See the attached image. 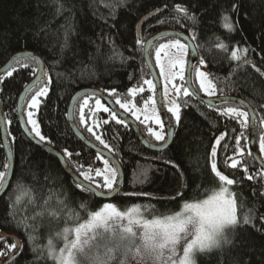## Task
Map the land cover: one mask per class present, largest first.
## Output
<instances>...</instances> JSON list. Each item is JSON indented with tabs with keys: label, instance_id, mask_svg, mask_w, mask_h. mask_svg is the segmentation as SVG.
Wrapping results in <instances>:
<instances>
[{
	"label": "trees",
	"instance_id": "16d2710c",
	"mask_svg": "<svg viewBox=\"0 0 264 264\" xmlns=\"http://www.w3.org/2000/svg\"><path fill=\"white\" fill-rule=\"evenodd\" d=\"M177 7H186L195 22L184 18L175 10ZM225 16L233 31L223 26ZM166 30L189 37L196 34L192 40L216 95L241 98L255 109L258 144L264 132V0H0V70L22 52L35 53L43 60L47 76L28 96L25 112L35 91L47 84L49 91L37 112L41 133L47 138L45 143L63 154L82 179L81 173L94 175L102 168L105 158L73 133L68 123L73 96L83 89H97L108 95L114 92L109 95L113 101L133 98L131 88H145L143 80H152L143 45ZM167 39L154 44L153 62L156 46ZM136 40L142 44L134 46ZM244 49L247 52L242 59L232 58L235 51ZM21 64L29 69L19 70ZM14 67L18 71L11 77L4 74L0 81V102L15 159L11 185L0 199V264H57L48 254V243L62 230L87 219L105 202L77 188L59 160L26 137L17 107L24 89L36 77L38 65L32 59H23ZM176 94L173 96L180 105L181 120L175 126L172 118L175 138L162 153L148 151L128 124H117L109 113L96 109L99 98L84 96L78 101L75 120L79 129L105 148L87 130L92 127L113 149L125 174L121 193L110 202L121 208L141 206L145 216L153 219L170 216L185 203L206 198L221 186L211 171V150L223 135L217 168L234 180L238 224L227 230L218 248L199 255L198 263L264 264V171L249 154V126L241 127L235 118L220 115L228 105L243 108L234 104L211 107L193 96H184L183 89ZM152 95L146 89L134 97L135 103L142 106ZM85 99L88 104L83 107L85 122L81 123L79 113ZM139 125L154 142L145 124ZM241 133L243 155L236 147ZM65 149L72 153L70 157L64 154ZM235 156L240 163L233 169L230 161ZM7 165L0 120V171L7 173ZM249 175L252 180L247 179ZM92 180L103 184L101 177ZM245 217L248 224L243 223ZM10 236L19 239V245Z\"/></svg>",
	"mask_w": 264,
	"mask_h": 264
},
{
	"label": "snow or ice",
	"instance_id": "6c2138e0",
	"mask_svg": "<svg viewBox=\"0 0 264 264\" xmlns=\"http://www.w3.org/2000/svg\"><path fill=\"white\" fill-rule=\"evenodd\" d=\"M177 12L183 14V17L195 22V17L189 14V10L186 7H177L175 9ZM224 27L229 31H233V25L229 22V17H224ZM164 21H160L163 23ZM196 34L193 33L190 39H195ZM186 41L189 38H185ZM142 41L136 40L135 45H141ZM153 44L149 42L147 45H143L145 49V56H152V48ZM190 47L189 42L181 43L180 39H174L170 43L160 44L156 47L155 50V62L156 65L160 68V76L164 77L163 84V93L160 97L161 101H163L164 97L168 94L169 88V79L171 76L175 79L177 76L179 80L184 82L180 86L176 84H171V87L179 93L181 89H183L184 96H195L199 91H202L205 96L212 97L216 94L215 85L211 80H208L207 77L209 73L206 71L200 70V65H203L205 62L202 59H196L193 63L192 61H188L189 67V75L191 76L192 72H195L196 79L199 81V88L193 91H189L188 87H185L184 84H191L192 81L189 79L185 81V61L183 57L187 55ZM167 48H176L180 55L174 59L168 60V71L165 70L164 63L161 62V54ZM247 52V49H244ZM192 55L195 56V49H192ZM233 59H240L236 55V53L232 54ZM17 63H20L18 60ZM247 63V61H245ZM179 68L178 72H172V69ZM29 69L27 64H21L19 70ZM259 71V69H257ZM18 71L17 68H10L7 72V76L11 77L14 72ZM143 84L147 85L148 90L153 93V96H150L148 99L144 101V111L147 112L149 107V101L153 107L152 116L145 115V118L141 120L139 112L136 110L135 105L129 103H121L120 100H116L115 103L120 106L124 110L125 113H130L135 117L136 120L140 121L141 124H145V128L147 133L155 139L157 142H166V133H165V125L169 126V131L174 127L172 118H175V126H178L181 120L180 115V107L176 105L174 107H168L167 112L171 113L170 117H166L165 119L161 118L159 112L155 110L156 105V89L157 85L153 83L151 79L143 80ZM49 91V87L47 84L45 86L40 87L35 91V94L32 95L30 101L27 103V109H29L26 113V120L24 123V127L22 131H24L25 135L29 133L34 134L35 137L39 139L41 142H45L47 140L46 136L41 133L40 126L38 124L37 119L34 118L35 113L33 110H38L41 103V97H46ZM145 88L143 86L133 87L130 89V93L134 96L135 94L143 93ZM115 93H109V95H114ZM94 95V94H92ZM220 103H229L228 100H218L217 104ZM234 103V102H233ZM88 104V100L85 99L83 105L80 108L79 120L81 123L85 122V115L83 111V107ZM96 109H102L105 113H109L113 120L117 124L127 126V121L121 117H118V112L114 108H110L105 106L104 103H101L100 99H96L95 101ZM163 110V107H162ZM221 116L235 118L237 122L241 125V127H247L249 121V112L240 110L237 107H226L223 108L220 112ZM148 121L154 122L159 126V130H155L153 127L148 126ZM10 123V122H8ZM108 123V121H105ZM30 125L31 127H28ZM90 133H92L96 140H98L106 149H108L109 153H112L113 149L101 138L100 135L93 132L92 127H88L87 129ZM243 136V133L240 134L236 138V147L241 155H243V149L240 148V138ZM223 139V135H221L216 141V144L220 143V140ZM50 143V141H47ZM149 147L154 148L156 151H163V147H157L155 145H148ZM259 148L261 152H264V136L260 138ZM64 154L68 157L72 155L67 149L64 150ZM251 155V153H249ZM217 155L216 148L213 147L211 150V157L213 158L211 163V171L214 173L215 177L218 178L219 182H223L224 185L230 186L234 184V180L230 179L228 176L221 174L220 171L217 170V164L215 162V157ZM240 163L238 160H232L230 167L235 169L237 164ZM103 164L106 168H109L111 171V178L107 176L104 177L103 187H106L109 190H113V185L116 182V176L118 172L117 167H111L109 165L108 159H103ZM7 167H11V165H7ZM247 172V169H244ZM96 176H101L102 173L97 170ZM7 173L6 171H0V188L4 187V180ZM85 180H91V176L88 173H81ZM247 179L252 180L253 176H247ZM75 186L80 189H84L85 186L79 182L75 183ZM226 186L220 187L219 191L215 192L208 199L203 200L198 203H185L183 206V211L177 213L173 216H167L163 219H155L152 221H132L129 220V225L123 229L124 235L120 238V243L117 245V249L119 250L121 256L124 259L130 258L133 255H143L144 257L149 258H165V264H195L193 259V254L196 251L204 252L206 250H210L216 247L217 237L223 233V231L228 227H233L238 224V219L236 215V201L231 192H229ZM96 187H101V185L97 184ZM87 191H91V188H87ZM100 195L104 196L105 193L101 192ZM19 199V198H18ZM105 210H111L116 216H120L121 214L116 211V208L112 204H107L104 206ZM103 214L101 212H97L93 217L94 220H99ZM250 221L247 217L244 218L243 223L248 224ZM133 224L139 225L141 232L138 234L137 231L134 230ZM94 224H85L75 229L76 233V242H73L70 245V249L67 252V259L63 258V253L61 254L60 264H82V261L77 258V255L74 253L83 254L90 264H108L109 260L113 259V249H106L103 253H100L98 250L89 255L85 253L83 248H78V242L81 236L82 228H92ZM67 231V229L65 230ZM184 241L185 245L182 249V254L178 251V246L181 242ZM12 248L17 249L16 244L11 245ZM165 250H167V256H165ZM3 255V253H0Z\"/></svg>",
	"mask_w": 264,
	"mask_h": 264
},
{
	"label": "water",
	"instance_id": "95a60500",
	"mask_svg": "<svg viewBox=\"0 0 264 264\" xmlns=\"http://www.w3.org/2000/svg\"><path fill=\"white\" fill-rule=\"evenodd\" d=\"M145 19H143L142 22H144ZM140 26H141V24L139 25V35H140ZM186 37L189 38L188 41L185 40ZM164 38H177V39L182 40L184 43L189 42L190 47L188 50V61H192L194 63L197 58L200 59V55H199V52L197 50V47H196L194 41L192 39H190L191 37H189L187 34H185L183 32L174 31V30L161 31L160 33L151 37L145 43V45H147L149 42H151L154 45ZM192 49H195V53H196L195 56L192 55ZM144 58H145L146 65L149 69L150 75L152 77V80H153L154 84L157 85L156 100H157L158 110L160 112L161 118L165 119L166 117H170V116H169V113L167 112V109L165 107L164 99H163V101H161V99H160V97L163 93V83H162L161 77L159 75V72H158L153 60H152V57H146L145 56V49H144ZM23 59L34 60L38 65V72H37L36 77L33 79V81L24 89V91L21 94L19 101H18L17 115H18V119H19L21 129H23L24 123L26 120V112H25L26 100H27L28 96L30 95V93L34 89H36L45 80V78L47 76L45 64L39 56H37L35 53H32V52H22V53H18L16 55H14L13 57H11V59L6 63V65L0 70V81H1V77L4 74H6L10 68H13L16 65L18 60L20 61ZM189 79H191L192 83L191 84H185V85H186V87H188L189 91L191 92L193 90H196L197 87H196L195 82H194V72L191 73V76L189 75V67H188V63H187L185 81H188ZM92 94H94V95H92ZM84 96H95V97L99 98L101 101H103L108 107L116 109L118 112V118L123 117L127 121L128 126L134 131V133L137 136L140 143L143 145V147L145 149H147L150 152L162 153V152H165L166 150H168V148L172 145V143L174 141L176 129H175V127H173L172 130L169 131V126L166 124L165 125V129L167 132L166 142L164 144H161V145L151 143L147 139V137L144 135V133L142 132L141 127L137 123V121L135 119H133L131 116H129L127 113L122 111L107 93L100 91V90H97V89H83V90L78 91L73 96L71 103H70V106H69V109H68V123H69L73 133L76 135L78 140L81 143H83L87 148L94 151L95 153H97L101 157L108 159L109 163L113 167L118 168L117 183H116L114 189L111 190L110 192H103L106 194L104 196L99 194L102 191H100L98 188H96L93 184L88 183L85 180H83L81 177H79L73 171V169L67 163V160L63 154H61L59 151L55 150L49 144L39 141V139L37 137H35L34 134L29 133L28 135H26V137L33 144H35L39 148L49 152L54 157H56L59 160L64 171L74 180V182H79V183L83 184L85 186L84 189H87L90 187L91 188L90 192H92L97 199H99L103 202H110V201L114 200L116 197H118V195L121 193L124 182H125V174H124V171H123V168H122L120 162L112 153H109V151L107 149H105V148L93 143L92 141H90L84 135V133L79 129V127L76 123V120H75V108H76L78 101ZM193 97H195L198 101H200V102H202L208 106H211V107H216L218 105H223V104H234V105L241 106L245 111L249 112V127L248 128H249L250 152H251V155L253 156L254 160L256 161V163L264 171V160L262 159V157L259 153L257 143H256V124H257L258 117H257L255 109L245 100L238 98V97H233V96H216L213 98H208V97H205L204 95H202L201 92L199 91L198 94L193 96ZM225 99L228 100L229 103L217 104L218 100H225ZM162 107H163V110H162ZM0 120H1V132H2L3 147H4L5 152H6L8 165H11V167H8V172H7L5 181H4V187L0 189V199H1L5 195V193L8 191V189L11 185V182L13 179V174H14V168H15L14 153H13L12 145H11L10 140H9V133L7 130L6 116H5V112L3 110V107L1 105V102H0ZM28 127H29V125H28ZM150 144L155 145L157 147H163L164 150L163 151H156L154 148L148 146ZM3 236L8 237L7 235H3ZM10 238L16 240L17 244L19 245V243H20L19 239H17L16 237H13V236H10Z\"/></svg>",
	"mask_w": 264,
	"mask_h": 264
},
{
	"label": "rangeland",
	"instance_id": "374dc122",
	"mask_svg": "<svg viewBox=\"0 0 264 264\" xmlns=\"http://www.w3.org/2000/svg\"><path fill=\"white\" fill-rule=\"evenodd\" d=\"M174 39H177V38H170V39H167V40H163L158 45L165 44V43H170ZM180 41H181V43H184L182 40H180ZM155 50H156V48H155ZM155 50H154V53H153V59H154L155 66L157 67V70H158L159 75H160V68H159V66L156 65V62H155ZM234 53H236V55L238 57H240V59H242L246 52L244 50H237ZM179 55H180V53H179V51L176 48H167V49L164 50V52H162V54H161V62L164 63L166 72L168 71V60L169 59H174V58L178 57ZM183 59L185 61V73L184 74L186 76L187 62H188V53H187V55H185L183 57ZM199 67H200L201 71H205L204 70V64L200 65ZM171 71L172 72H178L179 68L177 67L175 69H172ZM160 77H161L162 83L164 84V77H162V76H160ZM168 79L170 81L169 88H168V94H167V96L164 97V104H165L166 109L168 107H174L176 105H179V103L177 102L176 98L173 96L177 92L171 87V84L174 83L177 86H180L182 84V81L179 80L178 76L175 79H173L171 76H169ZM207 79L211 80L209 76L207 77ZM195 82H196V85L199 88V81H198V79H196V76H195ZM43 86H45V84ZM146 89L148 90L147 85H145V90ZM200 92H201L202 95H204V93L202 91H200ZM140 94L141 93L138 92L137 94H135L133 96L130 93V95L133 98H131L130 100L125 101V102L121 101L120 99H118V100H120L121 103H129V104L135 105L136 110L140 114L141 120H143L145 118V115L152 116L153 107H152L150 101H149V107L147 109V112L144 111V104L142 106H138L135 103L134 97H136V96H138ZM178 94H180V92L177 93L176 96H178ZM216 96L217 95L215 94L214 96L208 97V98H213V97H216ZM205 97H207V96H205ZM42 98H44V97L40 98L41 101H42ZM155 99H156V94H155ZM179 107H180V105H179ZM226 107H230V106L228 105ZM239 109L243 110L241 108H239ZM28 110L29 109L26 110V113H27ZM99 110H102V109H99ZM155 110L157 112H159L158 106H157V100H156ZM33 111L35 113L34 118L37 119L38 110H33ZM173 120L175 122V118L174 117H173ZM147 123H148V125H155L156 126V124L154 122H152V121H148ZM248 126H249V121H248ZM29 127H31V126L29 125ZM153 128L156 130L155 127H153ZM263 131H264V127H263ZM262 136H264V132L261 135V137ZM259 141H260V139L258 140V144H257L258 146L257 147H258V150H259V153H260L262 159L264 160V152L260 151ZM220 142H221V140H220ZM256 143H257V124H256ZM219 144L215 143V145H214V147L216 148V151L218 150ZM216 157H217V155H216ZM216 157H215V162H216ZM239 157H240V155H239ZM239 157L235 156V157L232 158V160H238ZM212 160H213V158H212ZM232 160L230 161V165H231ZM216 164H217V162H216ZM109 165H110V163H109ZM238 165H239V163L237 164V166ZM98 170L102 173L101 176H96V174L93 175L90 172H85V173H88L91 176V178H93L94 176L101 177L103 183H104V177L105 176H107L108 178H111V171H110L109 168H106L104 164H103V167L98 169ZM217 170H218V168H217ZM117 177L118 176H116V180H117ZM83 180H85V179H83ZM85 181L88 182V183H90V182L92 183L93 182L94 184H96V185L99 184V185H101V187H103L102 183L93 181L92 179L91 180H85ZM115 183H117V182H115ZM114 185H113V189H114ZM223 186H226V185H224L223 182H221V186L220 187H223ZM220 187H219V189H220ZM226 187L228 188L229 192H231L233 194L234 199L236 201L235 193H234L233 188H232L233 185L226 186ZM103 188L105 190L106 187H103ZM219 189L215 190L213 193H211L209 196H207L206 198H204L202 200L194 201V202H188V203H198V202H201L203 200H206L211 195H213L215 192L219 191ZM107 204H112L116 208V211L119 212L121 215L118 217L114 213H112L111 210H105L104 206L107 205ZM182 211H183V207L177 213H180ZM97 212H101L103 215L101 216V218L99 220H94L93 217L95 216V214ZM177 213L172 214L170 216L176 215ZM236 215H237V202H236ZM163 218H165V217L148 219L145 216L144 210H143V208H141V206H136L135 205V206H131L130 208H121L115 203L105 202L103 204V206L99 210L91 213L90 216L87 219L75 224L73 227L72 226L71 227H67L66 228L67 231H65L66 229L62 230L61 233H59V235L56 237V239L54 241H51L50 243H48L47 251H48V254L50 255V257L57 264H60L61 254L63 253V258L66 260L67 259V252L69 250H71L70 249V245L73 242H76L75 229L80 227L81 225L94 224L95 226L92 227V228H82L81 229V236H80V240L78 242L77 247L78 248H83L85 253H88L89 255H91V254L95 253L97 250L100 253H103L106 249H113L114 250V252L112 254L113 258L117 254H119V257H121V259H122L120 264H165V258H163V257L160 258V259H155V258L144 257L143 255H139V256L133 255L130 258L124 259L121 256L119 250L117 249V245L120 243V238H121L122 235H124L123 229L129 225V220L130 219L132 221H136V220L152 221V220H155V219H163ZM132 226H133L134 230L138 232V234L141 232V229H140L139 225L133 224ZM229 228L230 227L226 228L223 231V237L225 236V234H226V232H227V230ZM184 246H186L184 241H182L181 244L178 246V251L181 254H182V249H183ZM213 249H211V250H213ZM211 250H206L204 252L196 251L193 254V259L195 261V264H199L198 263V256L199 255H201V254H203L205 252L211 251ZM74 255H77V258L82 261V264H90L88 259L83 254L74 253ZM165 256H167V250H165ZM114 263L118 264L116 262H114ZM108 264H113V259L109 260Z\"/></svg>",
	"mask_w": 264,
	"mask_h": 264
},
{
	"label": "flooded vegetation",
	"instance_id": "af4514ba",
	"mask_svg": "<svg viewBox=\"0 0 264 264\" xmlns=\"http://www.w3.org/2000/svg\"><path fill=\"white\" fill-rule=\"evenodd\" d=\"M195 85H196V83H195ZM197 86V85H196ZM198 88V87H197ZM115 102V101H114ZM106 105V104H105ZM118 105V104H117ZM107 106V105H106ZM118 107H119V105H118ZM120 108V107H119ZM121 109V108H120ZM122 111H124L123 109H121ZM129 116H131L133 119H135V117L134 116H132L130 113H127ZM169 116H171L170 115V113H169ZM136 120V119H135ZM137 121V123L139 124V121L138 120H136ZM154 127L156 128V130H159V126L158 125H154ZM165 133H166V139H167V132H166V129H165ZM153 139V141L154 142H152V141H150L151 143H154V144H157V145H161V144H164L165 142H157V141H155V139L154 138H152ZM117 254V253H116ZM121 257H119V254H117L114 258H113V264H115L114 262H116V263H118V264H120L121 263ZM112 262V261H111Z\"/></svg>",
	"mask_w": 264,
	"mask_h": 264
},
{
	"label": "clouds",
	"instance_id": "9594fccd",
	"mask_svg": "<svg viewBox=\"0 0 264 264\" xmlns=\"http://www.w3.org/2000/svg\"><path fill=\"white\" fill-rule=\"evenodd\" d=\"M222 242H224L223 233H221V234L217 237V244H216V247L220 246ZM210 250H211V249H210Z\"/></svg>",
	"mask_w": 264,
	"mask_h": 264
}]
</instances>
